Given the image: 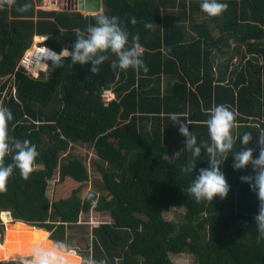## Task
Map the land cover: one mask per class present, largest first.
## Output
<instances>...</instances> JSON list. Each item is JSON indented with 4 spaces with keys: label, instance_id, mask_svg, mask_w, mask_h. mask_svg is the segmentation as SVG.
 Segmentation results:
<instances>
[{
    "label": "trees",
    "instance_id": "1",
    "mask_svg": "<svg viewBox=\"0 0 264 264\" xmlns=\"http://www.w3.org/2000/svg\"><path fill=\"white\" fill-rule=\"evenodd\" d=\"M36 1L0 0V216L83 264H264V0ZM35 35L70 51L46 76Z\"/></svg>",
    "mask_w": 264,
    "mask_h": 264
},
{
    "label": "water",
    "instance_id": "2",
    "mask_svg": "<svg viewBox=\"0 0 264 264\" xmlns=\"http://www.w3.org/2000/svg\"><path fill=\"white\" fill-rule=\"evenodd\" d=\"M74 1L73 7H69L70 11H80L82 13L90 14V13H99L103 10V0H72ZM96 13V14H97ZM4 213H7L9 217L14 222H11V224L19 223V229L21 231H18V234H16V230L13 229V225L10 224L7 225V222H4L5 228H4V240L3 245L7 243L8 238L16 240H20L19 233H27L23 235V245L18 246L17 244L14 246H7L5 249V253H20L21 251H33V253L37 254V257L33 259V261L30 262H24V264H79V258L81 264L83 263V257L82 255L76 250L71 249L69 251H66L58 240L53 239L50 237L48 231L43 227H37L33 224H29L23 220L17 219L14 217L11 213V211L6 210L2 211L1 215ZM3 219V216H2ZM4 220V219H3ZM26 228H38L36 236L33 234L32 231H22ZM15 233V234H14ZM47 234V235H46ZM16 235V238L13 236ZM46 235V237H45ZM21 238V239H22ZM35 239V240H33ZM28 240V241H27ZM26 241V242H25ZM46 243V245H45ZM48 247H51L49 250ZM4 247H0V251H3ZM2 254V253H0ZM74 256V258H70L68 256ZM5 260V259H4ZM8 260V259H7ZM1 261V260H0Z\"/></svg>",
    "mask_w": 264,
    "mask_h": 264
},
{
    "label": "rangeland",
    "instance_id": "3",
    "mask_svg": "<svg viewBox=\"0 0 264 264\" xmlns=\"http://www.w3.org/2000/svg\"><path fill=\"white\" fill-rule=\"evenodd\" d=\"M65 6L63 7V11H68L69 10V7H73V4H74V1L72 0H69L68 2L65 1ZM39 7V0L36 1V8L38 9ZM104 8V6H103ZM97 13V12H96ZM96 13H90V14H86L84 13L85 15H91V14H96ZM38 36H45V39L47 38V35H35L33 37V42H32V47L37 44L39 41L41 40H38ZM66 53H68L67 51H65ZM40 63V62H39ZM48 64V67L46 70H38V71H34L35 69L33 68L32 69V72L34 74H36L35 76H38V75H41L42 74V71H45V76L48 74L49 72V61L47 62ZM20 65V64H19ZM40 66V65H39ZM5 80V78H0V85L2 84V82ZM86 148V147H85ZM84 146L83 147H79V148H74L72 149L71 151L74 153H79L80 155H82L83 157H85L86 155H88V160H87V165H88V168H89V172H90V175H91V178H92V181H98L101 179V174L100 172L93 166V164H91V161H93L94 159H92L90 161V158L94 156V153H93V150L91 149H88L86 148L85 149ZM88 150V151H87ZM94 188V186H93ZM6 211V210H5ZM185 211V209L182 207V206H179V207H175L169 211H166L165 213V216L167 218H170V219H175V220H180V215L183 214ZM2 213V212H1ZM1 219H2V215L0 216ZM83 219H88L89 222H91V225L94 224V223H97V222H100V221H107V220H110V217L106 216V215H103V214H99V213H94L90 216V215H85L83 217ZM3 223L5 222L3 219H2ZM4 228H5V224H4ZM32 256V258L30 259L29 257ZM19 256L16 255L15 258H18ZM21 257H24L25 258V261H28V260H33L36 256L35 255H29V256H21ZM189 258L186 259V263L185 264H188L190 262V259L191 258V255L188 256ZM184 260V259H183ZM83 264V263H82Z\"/></svg>",
    "mask_w": 264,
    "mask_h": 264
},
{
    "label": "built area",
    "instance_id": "4",
    "mask_svg": "<svg viewBox=\"0 0 264 264\" xmlns=\"http://www.w3.org/2000/svg\"><path fill=\"white\" fill-rule=\"evenodd\" d=\"M65 1H69V0H39V7L38 9H43V10H63V7L66 5ZM45 40L42 39L41 41H39L35 47H31L28 48L21 60H20V65L25 67L27 69V71L31 74H34L32 72V69L35 67V65L37 64L38 61L40 60H47V61H51V60H58L60 59L62 56H60V52H58L57 50H55L54 48L48 46L47 44H44L43 41ZM36 75V74H34ZM113 97L112 92L110 89H105L103 91V99L106 103H109V101L111 100V98Z\"/></svg>",
    "mask_w": 264,
    "mask_h": 264
},
{
    "label": "bare ground",
    "instance_id": "5",
    "mask_svg": "<svg viewBox=\"0 0 264 264\" xmlns=\"http://www.w3.org/2000/svg\"><path fill=\"white\" fill-rule=\"evenodd\" d=\"M94 13V12H93ZM36 45V44H35ZM35 45L33 46V48L35 47ZM64 53H66L65 51L62 53V54H60L61 56L64 54ZM42 60H40V61H38L37 62V64L35 65V67H34V71H38V70H42V69H40V67H39V62H41ZM48 62V61H47ZM111 92H112V95H113V97L112 98H115L116 97V92L115 91H112L111 90ZM111 98V99H112ZM13 225V224H11V222H8L7 223V225ZM19 223H15L14 225H13V229H15L16 230V234H18V231H21L20 229H19ZM36 229H38V228H36ZM35 228H31V229H29V228H26V229H23L22 231H32V232H34V234H33V237H34V235L36 236V234L38 233L37 232V230H36ZM39 230V229H38ZM15 234V233H14ZM20 235H19V238H20V240H14V239H10V238H8V240H7V243L6 244H4V245H2V246H0V247H4L3 248V251L1 252L0 251V253H2V254H0V260H4V259H14V260H19L20 258H21V256H29V255H35L36 257H37V254L36 253H33V251L31 250V251H28V250H26V251H21L20 253H5V249L7 248V246L9 245V246H14V245H18V246H20V245H23V235H25V234H27V233H19ZM47 235V234H46ZM46 235H45V237H46ZM14 238H16V235H14L13 236ZM22 238V239H21ZM33 240H35V239H33ZM28 241V240H27ZM26 242V241H25ZM45 245H46V243H45ZM48 249L50 250L51 249V247H48ZM16 255H18L19 257L18 258H15L16 257ZM35 257V258H36ZM68 257H70V258H74V256L72 255V256H68ZM34 258V259H35ZM24 261H25V259H24ZM30 261H33V260H28V261H25V262H30ZM78 263L79 264H81V262H80V258H79V261H78ZM64 264H68V263H64Z\"/></svg>",
    "mask_w": 264,
    "mask_h": 264
},
{
    "label": "crops",
    "instance_id": "6",
    "mask_svg": "<svg viewBox=\"0 0 264 264\" xmlns=\"http://www.w3.org/2000/svg\"><path fill=\"white\" fill-rule=\"evenodd\" d=\"M140 50H142L141 47H140ZM64 51H67V52H68V53H64V54H66V55H69V54H70V51H69V50L65 49V50H63V52H64ZM63 52H62V53H63ZM62 53H60V54H62ZM60 56H61V55H60Z\"/></svg>",
    "mask_w": 264,
    "mask_h": 264
},
{
    "label": "clouds",
    "instance_id": "7",
    "mask_svg": "<svg viewBox=\"0 0 264 264\" xmlns=\"http://www.w3.org/2000/svg\"><path fill=\"white\" fill-rule=\"evenodd\" d=\"M5 211V210H4Z\"/></svg>",
    "mask_w": 264,
    "mask_h": 264
}]
</instances>
